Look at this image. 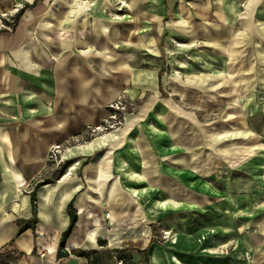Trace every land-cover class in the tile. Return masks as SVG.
<instances>
[{
	"label": "crops",
	"instance_id": "obj_1",
	"mask_svg": "<svg viewBox=\"0 0 264 264\" xmlns=\"http://www.w3.org/2000/svg\"><path fill=\"white\" fill-rule=\"evenodd\" d=\"M153 4L0 0V264H99L90 252L98 254L122 239L113 233L111 191L104 205L100 196L83 188V178L71 173L35 190L34 229L17 235V221L32 215L30 193L35 182L52 176L48 153L54 145L98 125L119 94L135 98L159 89L160 66L147 68L143 58L164 52L162 12L148 9L157 7ZM238 164L242 167L244 161ZM230 166L210 177L208 192L213 198L194 202L189 199L193 192L187 191L188 211L195 214L196 208H203L216 219L176 228L173 241L140 247L143 260L134 255L121 260L115 253L107 264H115L116 259L134 264H264V207H260L264 177L237 176L230 181ZM101 180L97 172L91 178L94 183ZM168 181L160 165L147 180ZM243 182L244 187L238 186ZM229 183L235 187H220ZM70 200L77 220L59 249L60 235L69 223ZM162 214L159 211L154 218L161 220ZM244 214L254 216L236 222L235 216ZM173 219L164 221L165 229L171 228ZM248 226L247 234L243 228ZM228 239H233L234 249L217 252ZM72 249L88 255L77 256Z\"/></svg>",
	"mask_w": 264,
	"mask_h": 264
},
{
	"label": "rangeland",
	"instance_id": "obj_2",
	"mask_svg": "<svg viewBox=\"0 0 264 264\" xmlns=\"http://www.w3.org/2000/svg\"><path fill=\"white\" fill-rule=\"evenodd\" d=\"M147 1L157 6L148 9L162 12L166 31L162 56L143 57L147 68L160 66L159 89L135 98L119 94L98 125L58 144L48 158L52 174L74 159L63 173L83 178V188L104 205L107 192L114 195L113 233L122 239L93 254L99 264H107L119 248L143 260L140 247L173 241L176 228L216 219L203 208L188 211L187 191L194 202L213 198L210 177L224 166H232L230 181L264 177V0ZM111 103L117 107L111 110ZM157 165L171 182H147ZM95 172L102 176L100 183L91 181ZM261 198L264 207V194ZM159 211L163 214L156 220ZM253 216L235 219L240 223ZM169 218H174L171 228L165 229ZM232 240L226 241L228 252L234 249Z\"/></svg>",
	"mask_w": 264,
	"mask_h": 264
},
{
	"label": "trees",
	"instance_id": "obj_3",
	"mask_svg": "<svg viewBox=\"0 0 264 264\" xmlns=\"http://www.w3.org/2000/svg\"><path fill=\"white\" fill-rule=\"evenodd\" d=\"M160 75H161V72L159 73V83H160ZM73 161H74V159H67V160L63 161V163L60 165V167L52 174L51 178H43L42 180L35 182L32 190H31V193H30V200H31V204H32V215L28 219H18V221H17L18 230L16 233L17 235H19L20 233H22L24 230H26L28 228L34 229L35 225L38 221L37 216H36V212H35V190L41 185L53 183L56 179H58L63 174L64 169ZM83 164H84V162H83ZM66 211H67V214L69 216V223L60 235L59 243H58L59 249L64 248L65 242H66L68 236L70 235V233H71V231H72V229L76 223V220H77V213L73 207L72 200H70L68 202V204L66 206ZM99 243L102 244L103 241L99 240ZM71 253L75 254L77 256L88 255V253H86L85 251L79 250V249H72ZM90 253L91 254H97V251L93 250ZM115 257H117L118 259H121V260L131 259V255L129 253L124 252V250H122V249H119L116 251Z\"/></svg>",
	"mask_w": 264,
	"mask_h": 264
},
{
	"label": "built area",
	"instance_id": "obj_4",
	"mask_svg": "<svg viewBox=\"0 0 264 264\" xmlns=\"http://www.w3.org/2000/svg\"><path fill=\"white\" fill-rule=\"evenodd\" d=\"M109 107H110V109L112 110V108L117 107V103H115V105H114L113 103H111V104L109 105ZM58 148H59V145H58V144L54 145V146L50 149V151H49V153H48V158H50V157L54 154V151L57 150ZM164 233L167 234V232H164ZM163 237L166 238L167 235H164ZM174 239H175V237H174ZM174 239H172V240H174ZM227 248H228L227 245H221V246L219 247V249H217V250H218L217 252L222 253V254H226V253H228ZM121 263H122L121 260H117V264H121Z\"/></svg>",
	"mask_w": 264,
	"mask_h": 264
},
{
	"label": "bare ground",
	"instance_id": "obj_5",
	"mask_svg": "<svg viewBox=\"0 0 264 264\" xmlns=\"http://www.w3.org/2000/svg\"><path fill=\"white\" fill-rule=\"evenodd\" d=\"M69 167V166H68ZM140 177V176H139Z\"/></svg>",
	"mask_w": 264,
	"mask_h": 264
}]
</instances>
